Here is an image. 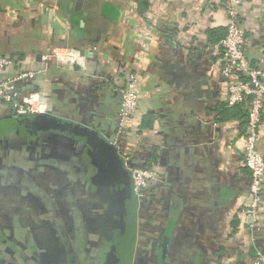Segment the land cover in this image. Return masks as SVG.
Returning a JSON list of instances; mask_svg holds the SVG:
<instances>
[{
  "label": "crops",
  "instance_id": "crops-1",
  "mask_svg": "<svg viewBox=\"0 0 264 264\" xmlns=\"http://www.w3.org/2000/svg\"><path fill=\"white\" fill-rule=\"evenodd\" d=\"M241 22L249 60L264 70V0H243ZM226 35L225 10L206 0H0V54L16 59L20 69L42 70L34 81L18 84L21 92H44L54 101L53 115L71 121L89 123L102 114L101 131L118 140L122 159L156 172L137 205L131 264H264V189L259 219L246 213L249 103L228 107L226 58L213 50ZM62 47L83 52L86 75L56 67L54 53ZM129 75L137 78L140 107L119 132L115 90ZM12 117L0 102V125ZM7 130L0 140L12 133ZM258 150L264 156V116ZM20 155L32 162L19 165L0 151V264H25L6 261L4 252L17 253L19 216L39 221L28 197L40 196L41 186L51 183L46 168L57 167L47 156L34 160L36 154L24 149ZM30 177L36 186H29ZM80 202L93 227L103 228L104 210L85 197ZM35 236L43 249L33 248L48 255L54 236L44 230Z\"/></svg>",
  "mask_w": 264,
  "mask_h": 264
},
{
  "label": "flooded vegetation",
  "instance_id": "flooded-vegetation-1",
  "mask_svg": "<svg viewBox=\"0 0 264 264\" xmlns=\"http://www.w3.org/2000/svg\"><path fill=\"white\" fill-rule=\"evenodd\" d=\"M116 115V121H118V114ZM12 118L26 117H16L13 114ZM89 123L99 130H103L106 125L105 120H102V114L97 115V120L92 117ZM108 133L106 134L108 135ZM22 137L26 139L23 140L12 132L4 140H0V142L3 140V148L0 149L3 157L19 163V165L32 162V156H19V152L24 149L29 155L33 152L36 154L34 160L41 158L40 156L49 157L46 162L57 167L46 168L49 172L45 173V179L51 177L49 181L51 183L47 182L45 187L44 184L41 186L40 196L28 197L39 221L36 224L32 223V225L31 222L21 221L19 216L20 231H23L21 241H18L17 246H15L17 251L16 254L14 253L15 255L7 251L4 252L6 261L10 258L14 261L17 260V262L18 259H22L25 264L31 260L35 264H105L108 259L107 255L111 252L116 240L111 237V217L108 216L111 204L110 188L100 189L104 186L96 178L98 175V168L94 166L96 160L90 159L84 145L78 142L71 144L60 135L44 133L38 141L36 140L37 137L34 136ZM108 138L110 141L113 140L111 137ZM28 139H30V144H27ZM32 139L36 143L33 142L34 144H32ZM122 160L124 162V159ZM54 175H59L58 179L53 180ZM27 180L29 186L37 185L33 178L30 177ZM51 185L55 186L56 189L51 188ZM47 187H50V190L46 189ZM80 197L89 200L98 211L104 210L105 223L103 228L99 226L101 223L93 227L91 218L87 213L82 212ZM49 218H52V221ZM101 229L103 234L100 235ZM43 230L47 233L50 232L55 238V240L48 242L52 244L48 255L44 254L47 252L45 250L40 252L35 247L33 248L35 245L42 248L36 243L35 233ZM31 236H33V240L30 243ZM109 236L112 238L111 241L107 239ZM68 243L75 247L76 253L69 252Z\"/></svg>",
  "mask_w": 264,
  "mask_h": 264
},
{
  "label": "built area",
  "instance_id": "built-area-1",
  "mask_svg": "<svg viewBox=\"0 0 264 264\" xmlns=\"http://www.w3.org/2000/svg\"><path fill=\"white\" fill-rule=\"evenodd\" d=\"M211 5L223 8L227 16V35L213 46L214 51H222L226 58L222 70L228 81L227 105L235 107L249 103L248 126L245 134L244 163L250 172L251 203L246 213L255 220L259 219L260 199L264 189V156L258 150L260 127L264 116V70L254 66L249 60L247 49L249 40L241 22L243 0H206ZM47 60V59H45ZM56 67L64 72L80 71L86 75L87 58L79 49L62 47L55 50ZM16 59L0 54V102L7 105L16 117H32L40 114H54L52 98L38 89H29L23 94L18 84L26 80L34 81L42 70L20 69ZM19 69L14 73L17 68ZM121 96L116 131L122 132L137 114L140 98L137 93V78L129 75L125 87H116ZM119 149L118 140H111ZM131 172L134 193L139 200L146 198L147 190L155 182L156 172L150 167H136L129 158L124 159ZM264 263V257L260 256Z\"/></svg>",
  "mask_w": 264,
  "mask_h": 264
},
{
  "label": "water",
  "instance_id": "water-1",
  "mask_svg": "<svg viewBox=\"0 0 264 264\" xmlns=\"http://www.w3.org/2000/svg\"><path fill=\"white\" fill-rule=\"evenodd\" d=\"M14 133L22 136H34L38 141L42 134L60 135L71 142H78L87 149L88 156L96 160L97 179L103 183L102 188H110L111 237L116 240L108 253L105 264H129L131 260V235L135 227V193L131 172L127 169L119 150L104 131L91 123H79L53 114H40L26 118H15L9 122ZM93 161V160H92ZM110 236L107 238L112 240ZM69 252L76 253L69 244Z\"/></svg>",
  "mask_w": 264,
  "mask_h": 264
},
{
  "label": "trees",
  "instance_id": "trees-1",
  "mask_svg": "<svg viewBox=\"0 0 264 264\" xmlns=\"http://www.w3.org/2000/svg\"><path fill=\"white\" fill-rule=\"evenodd\" d=\"M144 1V0H143ZM141 3H142V1H141ZM144 4H146V3H144ZM214 39L216 38V37H213ZM218 38V37H217ZM243 111V110H242ZM242 111L241 112H239L240 113V115L242 114ZM13 118H9V119H7L6 121H3V124L1 123V129H0V131L2 130V128L3 129H8L7 131L8 132H14L15 131V129H13V128H11L10 127V125H9V122L12 120ZM3 132V131H2ZM137 205H138V199H137V197L135 196V207H136V212H137ZM135 218H136V216H135ZM135 226H136V220H135ZM135 232H136V227H134V229H133V232H132V235H131V239H132V241H131V260H130V263L129 264H131V261H132V253H133V247H134V243H135V236H136V234H135Z\"/></svg>",
  "mask_w": 264,
  "mask_h": 264
}]
</instances>
